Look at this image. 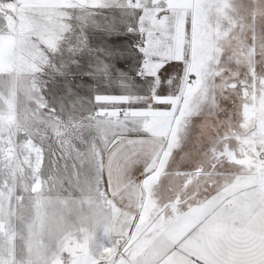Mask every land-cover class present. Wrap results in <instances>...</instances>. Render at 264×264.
<instances>
[{
  "label": "snow or ice",
  "instance_id": "6c2138e0",
  "mask_svg": "<svg viewBox=\"0 0 264 264\" xmlns=\"http://www.w3.org/2000/svg\"><path fill=\"white\" fill-rule=\"evenodd\" d=\"M0 264H264V0H0Z\"/></svg>",
  "mask_w": 264,
  "mask_h": 264
}]
</instances>
